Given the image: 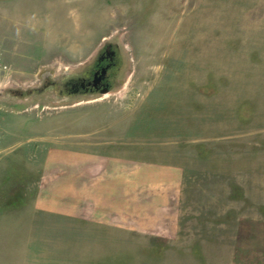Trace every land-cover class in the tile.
<instances>
[{
  "label": "rangeland",
  "instance_id": "374dc122",
  "mask_svg": "<svg viewBox=\"0 0 264 264\" xmlns=\"http://www.w3.org/2000/svg\"><path fill=\"white\" fill-rule=\"evenodd\" d=\"M107 42L109 92H28ZM28 142L183 168L177 239L1 206L0 264H264V0H0V205Z\"/></svg>",
  "mask_w": 264,
  "mask_h": 264
},
{
  "label": "crops",
  "instance_id": "0c3cea01",
  "mask_svg": "<svg viewBox=\"0 0 264 264\" xmlns=\"http://www.w3.org/2000/svg\"><path fill=\"white\" fill-rule=\"evenodd\" d=\"M28 143L16 164L21 166V177L12 185L16 191L0 207L31 208L89 221L92 227L125 229L127 239L137 232L144 239L148 234L177 239L183 168L165 172L164 167L131 165L110 155L51 148L37 169L36 145ZM37 172L42 174L39 179ZM10 180L6 175L5 181Z\"/></svg>",
  "mask_w": 264,
  "mask_h": 264
},
{
  "label": "flooded vegetation",
  "instance_id": "af4514ba",
  "mask_svg": "<svg viewBox=\"0 0 264 264\" xmlns=\"http://www.w3.org/2000/svg\"><path fill=\"white\" fill-rule=\"evenodd\" d=\"M121 61L122 56L119 46L107 42L83 74L64 76L63 79L59 80H50L42 88H33L28 92L31 94L34 92L43 93L46 90V86L62 89L64 94H70L71 96L102 93L104 90L110 91L121 66Z\"/></svg>",
  "mask_w": 264,
  "mask_h": 264
},
{
  "label": "water",
  "instance_id": "95a60500",
  "mask_svg": "<svg viewBox=\"0 0 264 264\" xmlns=\"http://www.w3.org/2000/svg\"><path fill=\"white\" fill-rule=\"evenodd\" d=\"M107 92H109V90H104L102 93H107Z\"/></svg>",
  "mask_w": 264,
  "mask_h": 264
}]
</instances>
